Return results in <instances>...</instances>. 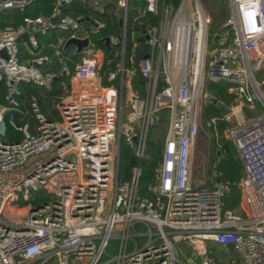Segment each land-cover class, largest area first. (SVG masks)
<instances>
[{"label":"built area","instance_id":"2783aa9c","mask_svg":"<svg viewBox=\"0 0 264 264\" xmlns=\"http://www.w3.org/2000/svg\"><path fill=\"white\" fill-rule=\"evenodd\" d=\"M32 1L0 0V11L23 10ZM71 1L55 0L49 17H25L20 28L0 29V50L7 56H0V81L9 106H16L21 81L48 87L58 76L66 85L63 78L69 77L67 94L54 103L59 119L46 118L33 102L34 132L11 122L22 132L17 142L4 140L8 106L0 104V264H189L178 256L181 245L201 264H264V112L249 119L245 114V108L254 111V97L264 106V77L255 76L264 68V0H230L229 22L211 51V19L200 0H143L158 21L143 31L148 52L136 64L142 94L132 88V71L123 63L128 0L114 2L121 11V42L108 37V44L121 43L117 72L107 76L110 81L118 75V87L103 85L99 73L105 58L95 53L92 34L103 22L81 14L61 17L59 6ZM81 1L99 12L111 2ZM55 15L57 24L50 22ZM50 29L70 30L65 40L88 38L84 49L93 53L82 55L72 73L65 62L59 72H43L38 64L47 56L20 60L18 33L30 32L33 55L34 34ZM63 43L58 38L53 46L59 58ZM207 80L227 82L237 101L228 110L239 126L227 128L242 165L236 210L223 209L219 182L192 183L202 107L219 102L203 89ZM164 107L170 109L169 125L149 195L141 196V165L128 178L119 176L121 141L142 163L151 160L148 135ZM222 119L228 121L229 113ZM38 194L48 199L34 204L31 197ZM111 239L117 246L108 250ZM213 246L234 258L214 257Z\"/></svg>","mask_w":264,"mask_h":264},{"label":"trees","instance_id":"16d2710c","mask_svg":"<svg viewBox=\"0 0 264 264\" xmlns=\"http://www.w3.org/2000/svg\"><path fill=\"white\" fill-rule=\"evenodd\" d=\"M177 4L179 0H172ZM115 0L105 5L103 12H99L92 6L83 3L81 0H72L67 4L59 6V14L63 16L75 17L83 15L85 19L95 17L103 22L101 27L96 33L92 34V40L95 41L96 46L100 48L104 54L105 61L109 60L107 64L105 61L101 66L99 73L102 76L103 84L110 85L113 83L116 87L119 86V77L115 76L113 80L108 81L107 76L110 72H117L120 56H115L121 51L122 39V25L120 23L121 11L114 5ZM146 3L143 0H128L127 14H126V34L124 45V68L126 71H132L131 86L139 93L144 92L143 80L136 69L138 60L148 52V45L143 31L150 25L156 24L158 16L151 14L145 10ZM55 7V0H33L23 10L19 9H5L0 11V29L6 26L19 28L23 25L25 17L34 18L37 16L49 17L53 8ZM116 12V13H115ZM85 26L89 27V22L85 21ZM30 32L28 30L20 32L16 37V42L19 48L20 60L27 61L30 58L47 56L50 62L44 61L38 66L43 72L55 71L60 68V64L53 57V45L56 43L57 38L60 36L70 35V30L60 31L59 29H50L45 34H35L37 46L33 50L32 55L24 46L28 42ZM113 36L119 43L106 44L104 38ZM98 38H101L100 40ZM63 55H67L66 51H62ZM77 56L73 55V60ZM63 59V58H62ZM69 64L70 73L73 72L72 62ZM64 82H69V77L63 78ZM229 84L224 81L207 80L204 84L205 91L211 93L215 99L229 108L235 102V95L228 91ZM62 87L60 82L52 80L49 87L38 86L32 82L21 81L18 84V93L15 94L16 106H9L5 100L7 88L3 81H0V104L8 106L5 113V126L6 133L4 140L7 142H17L22 138V132L14 127L13 122L17 127L28 125L31 132H34L36 126V118L32 111V103H36L38 110L48 119L57 120L59 114L53 106V101L59 100L62 95ZM203 116L206 119L207 126L215 129L217 141H214L216 150L212 159V176L213 180L209 187L214 186L219 182L224 186L222 194V203L224 210H236L239 207L240 193L237 182L241 176V162L236 157L235 152L232 150V143L223 136V131L228 125L227 121L222 119L225 113L221 108L217 107L215 103H208L203 108ZM148 154L152 156L151 160H146L143 163L138 160L134 154L132 147L125 141H121L120 145V158H119V176L126 179L130 175V170L135 165H141V177L139 193L141 196H148V186L153 179V166L160 153L161 144L154 138H149L147 141ZM48 197L42 194L34 195L31 201L38 204L41 201H46ZM238 264V263H237Z\"/></svg>","mask_w":264,"mask_h":264},{"label":"rangeland","instance_id":"374dc122","mask_svg":"<svg viewBox=\"0 0 264 264\" xmlns=\"http://www.w3.org/2000/svg\"><path fill=\"white\" fill-rule=\"evenodd\" d=\"M200 2L205 12L209 15L211 19V25L208 29V38H207V50L211 51L217 45L215 41L217 33L223 28L224 25H226V23L229 22L231 1L230 0H200ZM255 76L258 80H261L264 77V68L260 67L255 72ZM110 85H113V83H110ZM124 89L126 94V88ZM251 93L253 96H255V93L253 91H251ZM236 102L237 101H235L234 103ZM253 105H254V109H253L254 111L251 113H249L250 111H248V109L245 108L246 119L263 114L264 106L260 103V101L256 97H254L253 99ZM204 106L205 105H203L202 107V111ZM202 111L200 115L199 127L197 132V142L195 145L193 161H192V183L195 186L198 185L208 186V184L212 182L213 180L212 159L216 150V146L213 140L214 139L215 141L219 140L217 139L215 129L211 130L207 126L206 119L203 116ZM224 113H229V120L227 121L228 125L223 131V136L225 139L230 140V142L233 145L232 150L233 152H235L237 157L236 149L229 136L227 128L228 129L235 128L238 127L239 125L237 124L234 115L230 113V110H228L227 107H225ZM169 121H170V109L164 107L158 112V114H156L155 124L151 127L148 137L156 139L162 145L169 125ZM136 240L138 241V239ZM116 246H117V240L111 239L108 250H111L112 248L115 249ZM129 247H131V244H129ZM211 254L214 257L218 259L220 258L221 260L227 262L230 259H232L231 257L234 258V255L231 253V251H228V253L225 252L224 250L220 251L216 246H213L211 248ZM178 256L179 258H183L184 260H187L191 264H201L200 259L196 255H194V252L190 249H186V247L183 245L178 247ZM34 264H38V263H34Z\"/></svg>","mask_w":264,"mask_h":264},{"label":"crops","instance_id":"0c3cea01","mask_svg":"<svg viewBox=\"0 0 264 264\" xmlns=\"http://www.w3.org/2000/svg\"><path fill=\"white\" fill-rule=\"evenodd\" d=\"M85 4H87V5H90V4H88V3H85ZM85 26V25H84ZM85 27H87V26H85ZM20 28V27H19ZM60 30V29H59ZM60 31H63V30H60ZM20 33V32H19ZM18 33V34H19ZM35 34H37V33H35ZM35 34H34V36H35ZM39 34V33H38ZM40 35H43V34H40ZM66 37L67 36H60V37H58V38H63L64 39V43H65V39H66ZM58 38H57V40H58ZM57 42V41H56ZM64 43L60 46V52L62 53V51H66V54L67 55H63V54H61V56H62V58H59V56L58 55H56V53H55V50H54V47H53V57L58 61V63H61L60 64V68L57 70L58 72L60 71V69H61V66H62V62H65L66 64H67V66H68V68H69V64L67 63V62H72V63H74V64H72V68H74V66H75V64H77L79 61H80V58H81V56L82 55H85L86 53H88V54H91V53H93V51H91V50H85V49H83L80 53H77L76 52V47L74 46V45H70V46H68L67 48H64L63 46H64ZM56 44V43H55ZM24 46H25V48H26V50L28 51V52H30L31 50H30V48H29V44H28V42H26V43H24ZM54 46V45H53ZM98 56H99V59L100 60H102V58L104 57V54H103V52H102V50L99 48L96 52H95ZM73 55H76L77 56V58H76V60H73ZM47 62H50V59H48V61ZM70 69V68H69ZM52 71V70H51ZM54 71V70H53ZM55 72V71H54ZM54 80H56V81H58V82H60V85H61V87H62V95L59 97V99L62 97V96H65L66 94H67V92H68V85H69V82L67 83V82H65L66 83V85H67V87H66V85H64L61 81H62V79L61 80H57V78L56 79H54ZM104 85V84H103ZM49 87V86H48ZM47 87V88H48ZM56 101H53V106L55 107V105H54V103H55ZM241 170H242V166H241ZM190 263V262H189ZM191 264V263H190Z\"/></svg>","mask_w":264,"mask_h":264},{"label":"water","instance_id":"95a60500","mask_svg":"<svg viewBox=\"0 0 264 264\" xmlns=\"http://www.w3.org/2000/svg\"><path fill=\"white\" fill-rule=\"evenodd\" d=\"M50 22L53 24H57L60 22V16L59 15H55L54 17H52L50 19ZM146 38H148V36H146ZM106 44L109 43L108 38L105 39ZM70 45H74L76 47V52L80 53L85 47H87L88 45V38H68L65 43H64V48H67ZM0 56L6 58V52L4 49L0 50ZM145 57H147V55H145ZM57 80H61V76L57 77ZM216 106L221 108L223 112H225V107L223 106V104L221 102H217Z\"/></svg>","mask_w":264,"mask_h":264}]
</instances>
